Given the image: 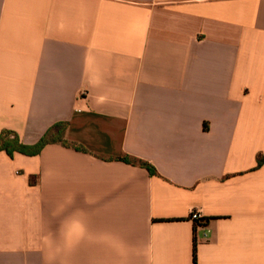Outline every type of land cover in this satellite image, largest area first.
I'll list each match as a JSON object with an SVG mask.
<instances>
[{"label":"crops","instance_id":"obj_1","mask_svg":"<svg viewBox=\"0 0 264 264\" xmlns=\"http://www.w3.org/2000/svg\"><path fill=\"white\" fill-rule=\"evenodd\" d=\"M60 123L0 152V264H264V0H0V136Z\"/></svg>","mask_w":264,"mask_h":264},{"label":"trees","instance_id":"obj_2","mask_svg":"<svg viewBox=\"0 0 264 264\" xmlns=\"http://www.w3.org/2000/svg\"><path fill=\"white\" fill-rule=\"evenodd\" d=\"M65 128L66 126L63 123L54 125L45 133V135L39 140V142L34 145H27L23 143L18 133L6 130L2 132L0 136V152L5 151L11 157H13L16 153L24 154L27 156H36L39 155L47 145L52 143H62L65 146H72V144L64 139ZM73 147L78 150H83V148L79 146ZM121 160L128 164L138 165L146 168L151 175H157V171L154 166H152L148 162L129 156H125ZM258 162L259 165H262L264 163V156H260ZM199 222L200 220L196 223ZM194 264H198L197 243H195L194 247Z\"/></svg>","mask_w":264,"mask_h":264},{"label":"built area","instance_id":"obj_3","mask_svg":"<svg viewBox=\"0 0 264 264\" xmlns=\"http://www.w3.org/2000/svg\"><path fill=\"white\" fill-rule=\"evenodd\" d=\"M191 218H192V220L197 222V221L201 220L202 216L200 213L194 211V212H192Z\"/></svg>","mask_w":264,"mask_h":264}]
</instances>
